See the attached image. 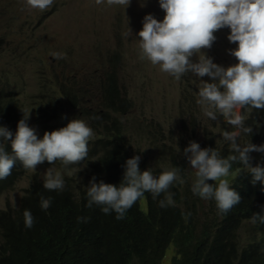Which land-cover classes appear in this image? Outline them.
<instances>
[{
  "label": "clouds",
  "instance_id": "obj_1",
  "mask_svg": "<svg viewBox=\"0 0 264 264\" xmlns=\"http://www.w3.org/2000/svg\"><path fill=\"white\" fill-rule=\"evenodd\" d=\"M95 2L101 5L105 0ZM106 2L108 6L119 5L126 9L131 0ZM53 3L54 0H26L28 7L40 11H47ZM161 9L165 13L163 20L149 14ZM143 15V24L136 25L135 55L140 56L144 65L148 63L169 77L174 76L180 84L177 98L180 114H176L173 120L156 122L154 118L148 120L140 117L145 121L142 136L148 143H152L148 135L157 138L158 141L153 143H159L155 146L152 160L156 159L153 164L149 163L145 154L152 150L142 151L138 142L133 145V151L124 156L118 168L109 170L105 147L98 142L100 138H95L102 137L99 131L106 130V122L97 124L84 114L82 110L92 105L77 106L81 112H77V108L70 112L63 110L69 106L63 97H59L61 109L57 112H50L42 102L39 107L33 105L31 111L23 112L24 117L17 124L14 138L7 127L0 126V180L12 174L17 161L24 169L33 172L45 161L51 165L60 161L57 170L75 172L74 166L79 164L77 176L83 192L75 189L80 196L71 199V205L78 208L86 204V210L78 209L90 212L89 217L93 216L94 207L111 219L122 220L133 205L142 208L145 204L147 206L149 199L157 200L161 194H165L158 206L174 207L176 217L178 214L185 222L188 219L196 231L200 232L202 225L207 226L213 221L217 227L207 226L211 231L207 230L220 233L218 226L222 214L231 212L236 219L230 233L232 241L235 240L239 248L248 247L250 238L251 244L259 240L263 244L264 0H157ZM126 35L128 41L134 39L128 37L132 36L129 27ZM86 43L96 57L101 50L102 39ZM51 53L53 57L48 65L37 64V75L63 68L65 54L56 50ZM85 53V50L78 53L75 50L72 59L78 63L75 55L81 58ZM118 57L119 53L114 52L109 69L103 64L94 68L99 79L98 83L93 84L97 91L93 85H86L77 76L67 80L62 76L54 86L49 85L46 78L38 81L34 86L35 92L42 84L55 91L61 85L82 86L99 96L108 89L111 94L118 92L119 98L128 100V106H121L120 111L116 112V116L119 113L123 115L133 107V101L127 93V80L116 68L115 59ZM193 57L196 62H193ZM153 89H156L154 85ZM29 94L27 91L23 97ZM153 94L156 102L168 98L170 91L164 97L159 92ZM199 105L207 116L205 120L184 114L183 110ZM22 106L25 110V102ZM30 112L32 116H29ZM218 113L221 117L214 122L218 119ZM32 123L44 134L36 133ZM122 129L121 133L127 138L123 126ZM242 133L259 137L245 143L248 137L243 140ZM90 140L92 147H95L89 150ZM9 141L10 152L5 145ZM164 148L168 152L170 149L175 152H167L170 162L172 157L177 159L180 152L184 156L182 177L179 168L170 170L162 162L160 152ZM95 152H99V155L95 156ZM89 173H93L91 180L85 181ZM71 177L68 172L63 179L60 172H54L50 167L45 173V180H42L43 187L50 191H63L64 180ZM96 178L104 179L107 183L103 180L96 182ZM17 181L14 180V185ZM177 182L181 194L183 191L179 187L187 186L179 200H174V194L169 189ZM14 185L2 190L0 195ZM22 192L24 195V188ZM7 202L9 200L2 208L6 207ZM51 202V197H42L41 208L47 210ZM23 215L25 227L32 228L35 221L31 212L25 210ZM77 219L78 222L87 223L89 218Z\"/></svg>",
  "mask_w": 264,
  "mask_h": 264
},
{
  "label": "trees",
  "instance_id": "obj_2",
  "mask_svg": "<svg viewBox=\"0 0 264 264\" xmlns=\"http://www.w3.org/2000/svg\"><path fill=\"white\" fill-rule=\"evenodd\" d=\"M89 92L90 90L82 86H72V84L58 86L56 91L46 88L45 84H42L41 88H36L37 102L41 101L52 113L61 109L59 97H63L73 110L77 108V104L78 106L92 105L88 107L89 109L83 107L82 111L86 115L89 113L87 116H91V120L95 123L102 125V120L109 121L111 125L107 127L108 124H106V130L99 131L104 140L100 138L98 142H102L105 147L108 169L114 171L120 166L124 156L131 153L134 148L132 144L127 143L126 137L121 133L122 126L116 116V112L120 111L119 108L127 107L129 102L119 98L118 92L111 94L108 89L101 96L89 95ZM23 112L26 113L7 91L0 90V126L7 125L12 131L16 121L24 117ZM15 133L16 130L13 132V138ZM39 133L44 134L41 130ZM141 136L136 137V140H139ZM148 136L152 142L158 141L157 138ZM242 136L243 140L248 137L245 143L259 137L244 133ZM5 145L10 152V141L8 144L5 142ZM167 152L165 148L161 150L162 162L168 165L170 170L173 167L179 168V174L182 177L183 166L181 165L184 156L180 152L177 159L172 157L170 162L166 156ZM169 152L175 153L171 149ZM59 162L57 161L56 164L58 165ZM22 169V164L17 161L12 174L3 181L0 180V192L14 185L13 182ZM98 170L104 171L103 168ZM100 180L107 183L106 180L98 178V182ZM71 181L65 180L67 185L65 184L63 191L42 188L37 194L31 192L37 187L34 182L32 189H25L26 192L22 195L17 207L7 202L6 209H0V242L2 241L0 264H160L164 249L169 243L174 245L176 253L171 264H264L262 240L251 244L250 238L249 246L242 248L238 247L235 240L232 241L230 233L234 229L236 219L235 214L231 212L222 214L218 226L220 233L209 232L211 230L208 227H217L213 221L207 224L208 227L202 225L199 232L190 226L188 219L185 222V219L178 214L176 217L174 207H159V200L164 199L165 194H161L157 200L149 199L147 206L145 204L142 208L133 205L122 220L111 219L108 214L99 213L94 207L92 208L93 216L89 217L90 212L78 209L86 210L88 208L86 204L78 208H73L71 205V199L75 200V196H80L71 192L73 188H78L80 193L83 192L79 183L78 186L72 181L71 185L69 183ZM177 185L179 182L169 189L174 194V200H179L187 186L179 187L183 191L181 194ZM41 197H51L49 210L41 208ZM25 210H29L34 217L35 222L30 229L25 227L23 215ZM78 217L89 219L87 223H82L78 222Z\"/></svg>",
  "mask_w": 264,
  "mask_h": 264
},
{
  "label": "rangeland",
  "instance_id": "obj_3",
  "mask_svg": "<svg viewBox=\"0 0 264 264\" xmlns=\"http://www.w3.org/2000/svg\"><path fill=\"white\" fill-rule=\"evenodd\" d=\"M154 1L157 0H131L130 5L125 9L124 6L119 5L108 6L106 0L101 5H97L95 0H54L47 11H40L28 7L26 0H0V77L2 78L0 90L7 91L21 106L25 102L27 113L33 109V105L41 104V101L37 102L38 97L34 87L38 81L46 78L48 84L54 86L62 76L66 80L77 76L83 83L92 86L99 82L96 78L98 72L94 68L98 64H103L109 69L112 67L110 59L113 53L119 52L118 59H115L116 68L127 80V93L133 101V107L123 115L119 113L117 118L127 134V143L135 145L139 142L142 151L152 150L145 154L149 163L153 164L156 159L152 160L155 146L159 143H148L147 139L141 136L143 132L145 133L143 127L145 121L140 117L148 120L154 118L156 122H160V120H173L176 114H180L177 105L179 82L174 76L169 77L148 63L144 65L140 56L135 55L136 25L143 24L145 17L143 13L150 9ZM149 14L154 15L158 20H163L165 15L162 9L154 10ZM128 27L132 30V36L128 37L134 38L129 41L126 39ZM96 39H102V45L95 57L86 42ZM54 50L65 54L63 68L43 71L37 75L35 73L39 69L37 64L48 65L53 57L51 51ZM75 50L77 53L86 51L81 58L75 55L78 63L72 59ZM192 60L196 62L195 57ZM153 85L156 89H153ZM92 87L96 90L94 85ZM27 91L30 94L23 97ZM168 91L170 96L166 99L162 98L161 101L156 100L158 102L156 104L153 93L159 92L164 97ZM92 94L93 91H90L89 95ZM63 110L70 112L71 107H65ZM77 112H81V109L77 108ZM183 112L188 116L195 115L204 120L207 118L201 105L191 106ZM30 115L32 116L31 112ZM217 115L218 119L214 122L221 117L219 113ZM128 118L133 119L131 121ZM106 124L107 127L110 125L109 122ZM31 126L35 125L32 123ZM93 132L96 133L94 130ZM139 136L141 138L136 140ZM50 167L55 171V167L49 164L38 165L36 171L40 176H45ZM32 172L26 170L12 189L0 195V208L4 206L6 200H9L13 206L18 205L21 190L24 185L26 186ZM92 174L86 175L88 181L91 180ZM172 253L171 243L162 258L163 264H170ZM164 258H168L169 262Z\"/></svg>",
  "mask_w": 264,
  "mask_h": 264
},
{
  "label": "bare ground",
  "instance_id": "obj_4",
  "mask_svg": "<svg viewBox=\"0 0 264 264\" xmlns=\"http://www.w3.org/2000/svg\"><path fill=\"white\" fill-rule=\"evenodd\" d=\"M118 51V50H117ZM119 53V52H118ZM120 54V53H119ZM108 65V64H107ZM73 86V85H72ZM100 98V97H99ZM102 99V98H101ZM82 103V102H81ZM80 103V104H81ZM83 104V103H82ZM77 106H78V104H77ZM102 108V107H101ZM89 109V108H88ZM97 109H99V108H97ZM86 112V111H85ZM108 112V111H107ZM106 112V113H107ZM89 114V113H88ZM87 114V115H88ZM99 114H100V112H99ZM98 114V115H99ZM111 114H112V112H111ZM110 114V115H111ZM86 115V114H85ZM109 115V114H108ZM109 115V116H110ZM103 116H104V114H103ZM115 116V115H114ZM91 117V116H90ZM101 117V116H100ZM100 117L98 118V119H100ZM105 117V116H104ZM104 117L102 118V119H104ZM108 118V117H107ZM115 118V117H114ZM21 119H23V118H19L17 121H16V126L15 127H17V124H18V122L21 120ZM101 119V120H102ZM105 119H106V117H105ZM112 119V118H111ZM99 121V120H98ZM103 121V120H102ZM106 121H107V119H106ZM112 121H114L113 119H112ZM117 121V120H116ZM115 121V122H116ZM101 122V121H100ZM104 122V121H103ZM119 122V121H118ZM36 124V123H35ZM117 125V124H116ZM119 126V125H118ZM5 127H7L8 128V126L7 125H5ZM33 128H35L36 129V133L37 132H39V130L37 129V127L36 126H33ZM119 128V127H118ZM17 131V129L16 128H13V130L11 131L12 132V134H13V132L14 131ZM95 138H101V139H103L104 140V137H95ZM94 138V139H95ZM92 140H90L89 141V149H93L94 147H92V142H91ZM125 141V140H124ZM124 143V142H123ZM126 144V143H125ZM98 153L99 152H95V154L96 155H98ZM43 164H49L47 161H45ZM86 164V163H85ZM180 164V163H179ZM49 165H51V164H49ZM87 165V164H86ZM51 166H53V167H55V171L54 172H60L61 173V175H62V177H63V179L65 178V174L66 173H68V172H70L71 173V178L69 179L70 181L72 180L74 183L75 182H79V184H80V180H78V176H77V172H79V164H77V165H75L74 166V169L75 170H77V172H75V171H72V170H68V169H66V170H63V169H60V170H57V164L55 163V164H53V165H51ZM174 168V167H173ZM26 172V169H22L21 170V172L17 175V180H19L22 176H23V174ZM38 171H35V172H32L31 173V175H30V177H29V180H28V182H27V184H26V186L24 185L23 186V188L24 189H32V186H33V184H34V182H35V184L37 185V187H35V188H33L32 189V191L31 192H33V194H37V192H39L40 193V189H42V188H44L43 187V184H44V180H45V176H43L42 177V179L40 178V176H39V174L37 173ZM40 172V171H39ZM44 175V174H43ZM43 180V181H42ZM87 180V179H86ZM65 181V180H64ZM72 181L71 182H69V183H71V185H72ZM88 181V180H87ZM96 182H98V178H96ZM66 184V183H65ZM79 184H78V186H79ZM67 185V184H66ZM71 185H70V187H71ZM35 186V185H34ZM75 186V185H74ZM70 187H69V189H70ZM66 189H68V188H66ZM68 189V190H69ZM54 191V190H53ZM80 191V190H79ZM26 192V191H25ZM48 192V191H47ZM58 192V191H57ZM57 192H56V194H57ZM71 192H73L75 195H77V193H76V190H75V188H73V191H71ZM81 192V191H80ZM23 192H22V190H21V195H20V199L22 198V194ZM28 193V192H27ZM53 192H51V194H52ZM55 193V192H54ZM43 194V193H42ZM45 194V193H44ZM46 195V194H45ZM44 195V196H45ZM54 195V194H53ZM38 196V195H37ZM59 196H60V194H59ZM52 197V196H51ZM60 197H62V196H60ZM42 198V197H41ZM20 199H19V201H20ZM54 200V199H53ZM56 200V199H55ZM57 201V200H56ZM21 202V201H20ZM54 203V202H53ZM8 204V203H7ZM7 206V205H6ZM20 206V205H19ZM14 207V206H13ZM53 207V206H52ZM9 208V207H8ZM5 209H6V207H5ZM11 209V208H10ZM14 209V208H13ZM18 209V208H17ZM16 210V209H15ZM47 210H49V209H47ZM2 242V241H1ZM0 242V243H1ZM171 244V243H170ZM173 245V244H172ZM169 246V245H168ZM167 249V248H166ZM165 253H166V250L164 251V254H163V257L165 256ZM174 253H175V248H174V245H173V253H172V256H171V258H170V264H171V262H172V259H173V257H175V255H174ZM162 257V258H163ZM168 260V258H164V260ZM168 262H169V260H168ZM160 264H163V262H162V259L160 260Z\"/></svg>",
  "mask_w": 264,
  "mask_h": 264
}]
</instances>
